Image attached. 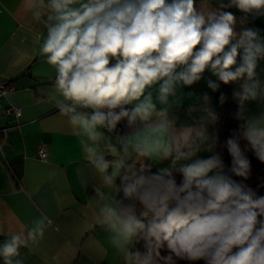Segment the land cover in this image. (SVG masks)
Segmentation results:
<instances>
[{
  "label": "clouds",
  "instance_id": "clouds-1",
  "mask_svg": "<svg viewBox=\"0 0 264 264\" xmlns=\"http://www.w3.org/2000/svg\"><path fill=\"white\" fill-rule=\"evenodd\" d=\"M215 3L23 0L46 31L40 54L55 70L49 99L79 130L102 184L115 188L106 192L85 182L96 197V223L124 264H264V196L233 178H249V150L264 162V113L245 119L226 141L230 168L219 155L194 159L208 139L207 124L216 121L214 111L204 107L200 124L181 128L169 116L181 89L201 81L206 71L224 84L243 80L234 94L241 107L264 94L257 74L264 37L251 28L237 32L236 16L225 10L237 9L244 22L264 16V0ZM207 83L213 91L219 87ZM202 99L207 105L209 97ZM121 122L126 131L115 138L118 150L100 129L111 133ZM117 151L171 164L152 172L151 165L114 157ZM51 224L42 216L0 242V261L23 264L21 248L41 240ZM140 242L144 251L136 248Z\"/></svg>",
  "mask_w": 264,
  "mask_h": 264
},
{
  "label": "crops",
  "instance_id": "crops-1",
  "mask_svg": "<svg viewBox=\"0 0 264 264\" xmlns=\"http://www.w3.org/2000/svg\"><path fill=\"white\" fill-rule=\"evenodd\" d=\"M213 6L218 7L215 0ZM225 10L236 16L237 32L251 28L264 37V16H249L242 22L243 14L237 9ZM45 35L42 25L24 9L23 0H0V84L9 82L14 88L0 99V128H6L0 133V242L30 227L33 220L47 216L52 224L43 238L21 248L23 264H124L108 243L109 233L96 223V197L85 182L97 183L106 192L115 188L102 184L100 174L82 150L79 130L49 99L54 93L55 70L40 54ZM257 74L264 84V60L258 61ZM208 80L217 83L218 77L206 71L201 81L181 89L179 103L169 109L177 128L200 124L204 107L214 111V91L208 87ZM242 83L232 82V95L244 123L248 117L264 113V94L241 107L234 94L241 91ZM205 95L209 97L207 105L202 99ZM8 106L18 107L20 115L5 114ZM125 124H118L123 134ZM207 129L208 139L194 159L208 158V141L216 136L215 123H208ZM100 130L113 138L112 146L119 150L115 141L119 134ZM39 145L47 152L44 160L37 157ZM105 145L107 149V141ZM112 155L123 156L127 164L136 158L121 151ZM147 160L157 171L171 164L170 160Z\"/></svg>",
  "mask_w": 264,
  "mask_h": 264
},
{
  "label": "trees",
  "instance_id": "trees-1",
  "mask_svg": "<svg viewBox=\"0 0 264 264\" xmlns=\"http://www.w3.org/2000/svg\"><path fill=\"white\" fill-rule=\"evenodd\" d=\"M239 63L240 60L237 61V64ZM217 84L219 87L213 93L214 112L216 114V136L208 141V158L214 155H219L224 161L226 168H230L232 157L227 150L226 141L240 130V126L243 124V121L237 114V105L233 100L232 82L224 84L218 79ZM221 97H223V99H221ZM117 127H119L120 130L119 135H122V127L119 125ZM246 155L251 162V174L249 178L247 180H244L241 177L233 178L238 182H243L247 186L251 187L254 191H256L257 195L264 196V162L259 161L251 150H249ZM140 163L151 165L152 172H157L155 166L147 159L141 161L139 157H136L128 164H135L136 167H139ZM180 179L181 176L177 174L178 182ZM136 248L144 251L143 242L136 244ZM166 254V251H162V255ZM177 264H189V262L180 260ZM198 264H203V261L198 262Z\"/></svg>",
  "mask_w": 264,
  "mask_h": 264
},
{
  "label": "built area",
  "instance_id": "built-area-1",
  "mask_svg": "<svg viewBox=\"0 0 264 264\" xmlns=\"http://www.w3.org/2000/svg\"><path fill=\"white\" fill-rule=\"evenodd\" d=\"M14 88L13 86L9 83H1L0 84V99L2 96H4L6 93L13 91ZM5 114L8 115H13L14 117H18L20 115V109L18 107H14V106H8L4 109ZM6 128H0V133H5ZM120 130L119 127H117V129L115 131H113V133L115 134H119ZM1 144V141H0ZM36 154L37 157L41 160L46 159L47 157V152L45 150V148L41 145L37 146L36 149Z\"/></svg>",
  "mask_w": 264,
  "mask_h": 264
}]
</instances>
